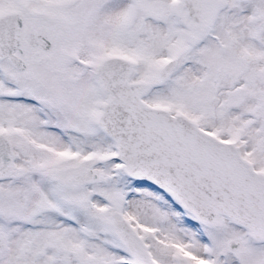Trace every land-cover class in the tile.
<instances>
[{
  "label": "snow or ice",
  "instance_id": "6c2138e0",
  "mask_svg": "<svg viewBox=\"0 0 264 264\" xmlns=\"http://www.w3.org/2000/svg\"><path fill=\"white\" fill-rule=\"evenodd\" d=\"M0 264H264V0H0Z\"/></svg>",
  "mask_w": 264,
  "mask_h": 264
}]
</instances>
